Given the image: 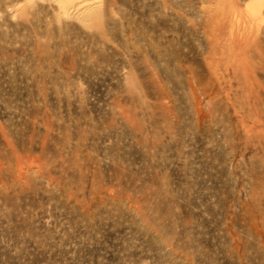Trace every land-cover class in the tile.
Wrapping results in <instances>:
<instances>
[{
  "label": "rangeland",
  "instance_id": "1",
  "mask_svg": "<svg viewBox=\"0 0 264 264\" xmlns=\"http://www.w3.org/2000/svg\"><path fill=\"white\" fill-rule=\"evenodd\" d=\"M0 264H264V0H0Z\"/></svg>",
  "mask_w": 264,
  "mask_h": 264
},
{
  "label": "bare ground",
  "instance_id": "2",
  "mask_svg": "<svg viewBox=\"0 0 264 264\" xmlns=\"http://www.w3.org/2000/svg\"><path fill=\"white\" fill-rule=\"evenodd\" d=\"M243 108V107H242ZM243 118V117H242ZM251 141V140H250ZM247 247V246H246Z\"/></svg>",
  "mask_w": 264,
  "mask_h": 264
}]
</instances>
